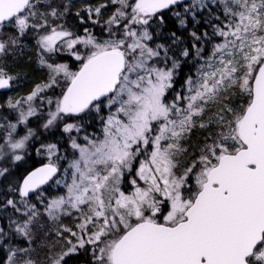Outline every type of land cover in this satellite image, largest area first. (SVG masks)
I'll return each instance as SVG.
<instances>
[{
	"label": "snow or ice",
	"instance_id": "obj_1",
	"mask_svg": "<svg viewBox=\"0 0 264 264\" xmlns=\"http://www.w3.org/2000/svg\"><path fill=\"white\" fill-rule=\"evenodd\" d=\"M221 4L227 22L214 14L212 6ZM109 6L115 8L105 21L107 38L98 40L87 28L85 37H74L63 25L50 27L49 18H62L67 6L48 5L41 12L37 0H0V25L17 31L8 43L0 41V53L30 29H44L39 47L47 53L57 50L58 41L68 49L77 44L91 49L85 56L75 54L83 61L78 72L65 64H47L49 83L38 85L26 98L30 102L57 85L61 73L68 81L44 127L64 122L74 150L71 183L65 184L67 196L51 200L45 212L57 220L74 211L80 223L79 233L62 226L75 242L67 240L66 250L51 257V264H68L65 258L86 245L92 246V264H264V0H109L87 7L88 19L98 23L93 15L98 18ZM165 12L183 28L189 22L194 29L203 23L212 31H190L189 47L175 31L165 33ZM215 37L222 42L212 46L198 77L186 78L187 94L176 92L169 101L182 66L190 59L203 60L205 49L199 45ZM40 62L46 63L43 57ZM12 79L0 69V89L8 88ZM20 104L8 101L13 109ZM209 106L218 110L205 121ZM105 109L106 118L101 115ZM34 115L29 104L26 111L21 108L16 123L0 124L6 132L0 158L7 148L14 161L23 159L17 151L25 149L34 132L27 128L19 139L15 134ZM96 117L103 125L102 138L85 135L84 143H78L71 134ZM210 125L221 130L210 132L199 156L177 174L179 157L189 155L183 142L196 127ZM47 147L51 155L56 145ZM140 156L145 159L134 170ZM7 171L0 169V176ZM57 172L51 162L32 171L10 189L19 202L7 197L0 201V264H35L29 253L41 214L29 197L36 193L39 199L42 193L36 190ZM133 172L129 183L134 191L126 195L120 185ZM8 209L19 214L16 219L5 214ZM18 237L29 247L17 246Z\"/></svg>",
	"mask_w": 264,
	"mask_h": 264
},
{
	"label": "trees",
	"instance_id": "obj_2",
	"mask_svg": "<svg viewBox=\"0 0 264 264\" xmlns=\"http://www.w3.org/2000/svg\"><path fill=\"white\" fill-rule=\"evenodd\" d=\"M47 2V3H46ZM61 4V6L59 4ZM109 0H76V1H68V0H47V1H39L38 9L39 11L43 12L48 10V5H52L54 7L63 8L64 5L67 6L68 11L65 13V15L58 19L59 23L71 25L73 22H77V20L80 18L77 17L76 13L79 12L81 17H84L85 22L82 24L83 28H90L92 26H95L96 32H98V29L105 28V21L107 18L112 14L114 11L115 6H109L107 8L102 9L101 15L97 17H93V19H98V23L93 24L92 20L88 19V13H86V8L92 6V4H108ZM57 5V6H56ZM214 9V14L216 16L220 17L221 21L227 22L224 17V10L223 5L221 4L219 7H216L215 5L212 6ZM182 11V9H179ZM202 15L206 16L207 12L202 11ZM199 18V17H198ZM63 19L65 21H63ZM215 23H218L219 21H214ZM81 23V20H80ZM4 26H9L8 24L2 25V28ZM205 29L209 33H211L212 29L208 27L207 25L201 23L197 28H193L192 22L188 23L187 28L181 27L178 22L176 21L175 17L172 16L171 13L165 12V26L164 31L167 34L169 31H175L176 35L181 37L184 41L185 45L191 46V37L189 35L190 31L196 30L198 32H202ZM99 33V32H98ZM17 33L14 29H10L9 31L5 32V35L2 39V41L8 43L10 38L16 37ZM29 36V35H28ZM27 34L23 37H20V39L17 40V43L15 45H10L8 47V51L6 53H0V66L2 65L5 67V69H8V71L11 73L15 72V74L22 78V80L19 82L22 87H16L12 88L10 83V88L8 90H5L6 93H15L16 96H20V94H25L29 92L31 89V82L36 81L39 78V75L37 71H35V66L37 65V61L39 58V55L41 56V53H39L36 48V45L33 41H31V38L28 37ZM219 40H221L220 37H215L211 43V51L212 46L215 43H218ZM159 42V41H158ZM22 43H25V46H22ZM202 45V42L199 46ZM207 47H205V50ZM43 57V56H42ZM61 58L68 59V56L61 55ZM44 58V57H43ZM44 60H47L44 58ZM63 60V59H59ZM193 63V65H192ZM202 60H195L194 62L188 60L187 63H185L182 66V70L180 71V74L176 77V83L174 85V89H180L182 90L184 86V79H186L188 76H193L191 73V69L197 68L198 66L202 65ZM45 64H43L44 66ZM45 69V68H44ZM44 72V71H43ZM196 72H198L196 70ZM14 74V73H13ZM45 76V75H44ZM196 76H198V73H196ZM18 90V91H16ZM233 100L237 101L238 103H246V100L241 101L239 100L238 96H233ZM234 107L236 104L233 105ZM8 108H1L0 109V124L5 125L6 119L5 117H8L11 119V115L8 114L7 111ZM218 110L217 107L209 106V108L206 110L204 114V120L208 121L214 117V114ZM70 120V118L68 119ZM74 120V119H73ZM76 121V120H74ZM42 122V121H39ZM79 123L78 121H76ZM97 118L86 120L83 122V130L84 132L87 131H95L97 128ZM44 124V122H43ZM62 124L63 122H58L57 126L50 127V128H41L40 130H36V137H41V140L50 141L51 143L56 145V150L58 149L59 152L63 155L60 160H58V174L55 178L58 176H61L62 171L66 167L67 164V156H68V143L63 141L64 136L62 130ZM40 126V123L39 125ZM38 126H36V129H38ZM42 126V125H41ZM221 129L217 128L215 125H210L207 129H201L199 127H196L192 133L191 136L186 139L183 143L184 146L188 149L189 155H184L182 158L185 160V167L190 164L197 156H199V148L203 146L205 143V137L208 136V134L216 133L220 131ZM2 131L0 128V142L2 141ZM211 141H209L210 143ZM67 154V155H65ZM67 159V160H66ZM43 162L42 159L34 158V156H26L23 161L20 163H17L15 166L10 165L8 172L5 173L2 177H0V201H2L5 197L7 198H13L16 200L17 196L15 192L10 191L11 188H16L18 181L21 182L24 175L29 172L33 167H35L38 164H41ZM53 179L49 184L44 186L42 189L36 191L37 193H44L45 196L49 198H54L58 196L62 189H59L57 187H52L54 183ZM36 196V193H34L33 196L29 197L30 202L32 199ZM6 215H12V218H16L18 215L12 214V210L8 209L5 213ZM72 216V215H71ZM66 216H60V219L53 220L51 223V227L47 226L46 223L40 222V225L36 228L37 233L35 234V240L41 241L42 246L40 248V252L38 253L37 257L34 259L35 264H51V257H54L57 253L66 250L67 248V240L71 239L69 237L70 233L63 232L62 228H59V223L65 224L70 228H73L72 225L73 220L69 217L68 219L65 218ZM65 219V221H64ZM72 220V221H71ZM0 226H4L2 223H0ZM56 226V228H55ZM49 227V229L47 228ZM45 232V233H44ZM58 232H62V236L57 235ZM45 234V235H44ZM15 244H17L19 247H25L28 248L29 244L27 245L23 239H16ZM32 249L33 246L31 244ZM87 249V250H86ZM86 249H80L78 252L73 253L70 257H66L68 264H92V256H91V247L89 245H86ZM0 258H3V254H0Z\"/></svg>",
	"mask_w": 264,
	"mask_h": 264
},
{
	"label": "rangeland",
	"instance_id": "obj_3",
	"mask_svg": "<svg viewBox=\"0 0 264 264\" xmlns=\"http://www.w3.org/2000/svg\"><path fill=\"white\" fill-rule=\"evenodd\" d=\"M39 1H41V0H37V3ZM42 1H47V0H42ZM206 2H207V0H206ZM59 5L61 6V4H59ZM93 8H95V7H93ZM86 13H88V12L86 11ZM93 17H95V15H93ZM49 19L51 21L50 27H56L57 25H61L62 24V23L61 24L59 23V21H61L62 19H60L59 21H58V19H53V18H49ZM82 24L83 23H80V20L78 19L77 22H73L70 25V26H72V32L74 33V37L75 36L85 37L87 35V33H85V31H84L85 27L83 28ZM92 28L93 27H90V28H87V29L98 40H103V39L107 38V32L105 31L106 26H105V28L103 27L101 29H98L99 33L96 32L95 29H94V32H92ZM10 29H14L16 31V29L13 28L11 25H9L7 27L4 26L3 28L0 26V41H2V39H3L4 35H5V32L9 31ZM66 29L70 31L69 28H66ZM16 33H17V31H16ZM26 34H27V36L29 35L28 37H30L31 41H33L35 43L36 47H38V48H36V50L39 53H41V56L39 55L38 61L36 62L37 65L35 66L36 67L35 71H37V73L39 75V78L36 81L31 82V84H30L31 85V89L29 90V92H27L25 94H20V96H16L15 97V93H16L15 91L13 93H11V94L10 93H6V92H0V109L3 108V107L4 108H8V110H7L8 112L7 113L11 115V119H9L8 117H5L6 122H7L5 124V126H6L9 122L16 123L17 118H18V114H19V111L21 110V108L26 111L28 106H29V104H31L32 107L36 110V115H34L32 117H29L26 125L25 124L18 125L17 133L15 134V138L19 139L21 136L25 135L27 128H31L33 130V132H34V135L27 142L25 149L18 150L17 154L22 155L23 159L26 156H32V157L34 156L35 159L39 158V159H42L44 162H48V163L51 162V163H54V164L58 165V160H60V158H62L63 155L59 152L58 149L56 150V148L53 150V153L50 155L47 146L48 145H53L51 143V140L50 141H45V140L42 141L41 137L37 138L36 137V130H40L41 128H43L44 124L47 122V119L49 118V112L55 110V102L61 96L62 91H64L66 89V85H67L68 81H66V79L63 76V74L61 73L57 77V80H58V84L57 85H55L53 87H50V88H45L42 92H40L37 95V97H35L30 102L27 101L26 98H27L28 95H30L37 88L38 85L43 86V85L49 83V76H50V71L51 70L47 67V64H54V65L55 64H65V65L68 66V69H69L70 72H76L77 71L76 69H78L81 66L83 61L82 60H77L75 54L78 53L81 56H85L88 52L91 51V49L86 48L82 44H77L73 49H68L66 44L63 41H58L57 42V50L55 52H53V53H47V52H44L39 47V39H40V36L42 34H44V29H35V30L30 29L28 32H26L23 35V37ZM20 37H22V36H20ZM20 37L18 39H20ZM191 42H192V40H191ZM219 42H222V40H219ZM25 45H26L25 43H22V46H25ZM201 47H204V49H205V47H207V49L204 51V59L202 60V62H203L202 65H204L205 60H207L210 57V55H211V43L210 42H207V43L202 42ZM60 54L68 56V59L61 58ZM42 56L45 59H47V60H45L46 63H45L44 66L40 62ZM59 59H63V60H59ZM191 61L194 62L195 60H191ZM192 65H193V63H192ZM202 65L198 66V69ZM0 69H2L8 76L13 77V79L10 80L12 88L22 87V85L19 83L22 80V78L17 76L15 74V72H12L14 70H12L11 73H10L8 71V69H5V67H3L2 65L0 66ZM198 69L197 68H195V69L193 68V70L191 69V73L193 74V76H191V77H193L194 79L198 77V76H196V73H198V72H196V70H198ZM185 80L186 79H184V86H183L182 90L176 89L175 91H172V90L169 91V94H168V100L169 101H171L173 99V97L175 96L176 92H184L185 94H187L186 93L187 85L185 84ZM16 91H18V90H16ZM10 99L13 102L19 100V101H21V104L19 106H17V108H15V109L9 108L8 107V101ZM49 99L52 100V104L48 103ZM101 115L106 118L107 115H108V109H105L104 112L101 113ZM96 118H97L98 123H97V128H96L95 131H87V132L81 131L80 133L73 132L71 134L72 136L77 138L78 143H81V144L84 143L83 137L85 135L91 136L92 134H96L97 136H100L102 138V127H103V125H102V122H101L100 118L99 117H96ZM68 119L69 118H66L65 122H67V123H77L76 121L73 120V118H70V120H68ZM38 120L42 121V122H39L40 126H38L39 125V123H37ZM43 122H44V124H43ZM36 126H38V129H36ZM63 126H64V122L62 124V130H61L62 132H63ZM1 131H2V136L5 137V134H6L5 128H1ZM63 136H64L63 141L64 142L66 141L68 143V145H67L68 146V153H67L68 154V156H67L68 160L66 159L67 160V164H66V167L64 168V170L62 171L61 176H58L57 178H54L55 180H54V183L52 185V187H57V188L62 189V190H61L60 194L58 196L54 197V198H49V197L45 196L44 193L40 192V193H42L40 198L37 199V196H35L32 199V201H31V203L36 204V207H37V209L39 210V212L41 214V216L39 217L40 222L46 223L47 226H49V227H51V223H52L53 220L47 216V213L45 212V207L53 199H56V198L61 197V196H65L66 197L67 196V188L65 187V184L66 183H68V184L71 183V171L72 170L69 169V164H70L71 160L74 158V150L70 146L69 134L63 132ZM0 143H3V139H2V141ZM4 151L7 152L8 154L4 155L2 158H0V169H4V168L9 169L10 165L15 166L17 163H20L21 161H23V159L20 160V161H14L12 159V155H11L10 150L5 148ZM67 154H65V155H67ZM75 155L78 156V153H75ZM143 159H145L144 156H140L138 158V160L134 163V166H133L134 170H135V168H137L139 166V160H143ZM179 159H180L181 164H180V167L178 169H176L177 174L181 173L184 170V168H185V165H184L185 160L182 158V156L179 157ZM66 169L68 171H65ZM0 177H2V176H0ZM132 178H134V172H133V175L126 176L125 180L122 181V183L120 185L121 190L124 191L126 195L130 194L132 191H134V186L129 183V181ZM136 179H137V182H138L139 186H141V187L145 186L144 182L140 181L138 179V177H136ZM57 180H60L61 183L60 184H56L55 181H57ZM190 183L194 186V184H195L194 179H191ZM17 184H18L17 185V187H18L20 185V181H18ZM16 195H18V193H16ZM16 200H17V202H19L21 200L19 195L17 196ZM17 215H19V214H17ZM78 215L79 214L75 213L74 211H73L72 216L71 215H63V216L67 217V218L65 217L66 219H68L70 217L73 220V223H72V225L74 226L73 228H70L67 225L61 224V223H59L58 227L62 228V226H64V227L70 228L73 231H76V232L79 233V229L77 228V224L80 223V220L77 218ZM16 218H13V219H16ZM58 219H60V217ZM64 221H65V219H64ZM49 227H47V228L49 229ZM36 228L34 229V242L32 243L33 249L31 247V251L29 253V255H30L32 260H34L37 257L38 253L40 252V248L42 246V242L40 240L39 241L35 240V238H36L35 234L37 233ZM55 228H56V226H55ZM69 237H71V240L73 242H75V237H72L71 234L69 235ZM18 239H23L25 241V243L28 245V242L23 237H18ZM89 246L92 247L91 245H89Z\"/></svg>",
	"mask_w": 264,
	"mask_h": 264
},
{
	"label": "water",
	"instance_id": "obj_4",
	"mask_svg": "<svg viewBox=\"0 0 264 264\" xmlns=\"http://www.w3.org/2000/svg\"><path fill=\"white\" fill-rule=\"evenodd\" d=\"M189 1H190V0H189ZM81 66H82V65H81ZM79 70H80V68H79ZM79 70H78V71H79ZM78 71H77V72H78ZM46 164H48V163L38 165V166H36L35 168L31 169L29 172H27V173L24 175V177L22 178V180H23L24 178H26V177H27L32 171H35L36 169H38V168H40V167H43V166L46 165ZM57 174H58V172L56 173V175H55L51 180H49L46 184L41 185L40 188L37 189L36 191L42 189L44 186H46L47 184H49L50 181H52V180L57 176ZM22 180H21L20 184L22 183ZM33 194H34V193H30V197H31Z\"/></svg>",
	"mask_w": 264,
	"mask_h": 264
},
{
	"label": "flooded vegetation",
	"instance_id": "obj_5",
	"mask_svg": "<svg viewBox=\"0 0 264 264\" xmlns=\"http://www.w3.org/2000/svg\"><path fill=\"white\" fill-rule=\"evenodd\" d=\"M68 1H76V0H68ZM189 2H190V1H189ZM92 6H93V7H96V6H99V5H97V4H92ZM63 21H65V20L63 19ZM63 24H64V25H63ZM63 24H61V25H63L65 28H69L70 31H72V26L67 25V24H65V23H63ZM0 26L2 27V25H0ZM105 26H106V25H105ZM92 27H93V28H92V32H94L95 26H92ZM81 65H82V64H81ZM80 67H81V66H80ZM80 67H79V68H80ZM79 68L76 69V70L78 71ZM77 71H76V72H77ZM9 88H10V86H9L8 88H6V89H2V90L0 89V92H4L5 90H8ZM45 163H48V162H44V161H43L41 164H45ZM41 164H38V165H41ZM38 165H36V166H38ZM36 166H35V167H36ZM35 167H33V168H35ZM33 168H32V169H33ZM57 168H58V167H57Z\"/></svg>",
	"mask_w": 264,
	"mask_h": 264
}]
</instances>
